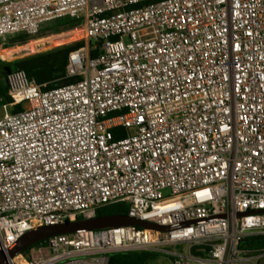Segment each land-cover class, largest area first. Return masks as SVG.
Wrapping results in <instances>:
<instances>
[{
  "label": "built area",
  "instance_id": "2783aa9c",
  "mask_svg": "<svg viewBox=\"0 0 264 264\" xmlns=\"http://www.w3.org/2000/svg\"><path fill=\"white\" fill-rule=\"evenodd\" d=\"M151 1L0 0L2 45L64 19L82 21L85 40L66 68L77 83L6 76L0 250L119 204L175 227L58 235L5 264L165 248L172 264H264L246 243L264 236V0Z\"/></svg>",
  "mask_w": 264,
  "mask_h": 264
},
{
  "label": "trees",
  "instance_id": "16d2710c",
  "mask_svg": "<svg viewBox=\"0 0 264 264\" xmlns=\"http://www.w3.org/2000/svg\"><path fill=\"white\" fill-rule=\"evenodd\" d=\"M159 0H154L151 2H156ZM76 21L71 19H64L55 21L47 24L45 28L42 29V33L47 34L55 31V29L74 24ZM41 33V34H42ZM39 34V35H41ZM35 37H29L26 35H18L13 38H9L4 44L3 48L8 49L15 46L24 45ZM84 46V42L73 44L70 46H65L57 48L45 53H41L35 56L20 59L15 62L7 63L0 59V108L5 105L12 103V99L8 94V87L6 84V76L14 71H24L28 78L35 80L38 85L42 87L44 91H49L57 87L70 85L77 83L82 80V77H68L66 68L68 64L69 55ZM99 51H91V58H96ZM22 110V105H16L12 112L17 113ZM124 133L115 132V139L123 138ZM99 215H123L128 216V211L120 208L119 205H114L105 208L98 212ZM48 241L42 242L40 244L34 245L26 252H28L33 247L38 245H44ZM247 246L253 250L264 249V236L254 237L246 240ZM155 257L154 252L145 251H130V252H120L109 256L108 264H149Z\"/></svg>",
  "mask_w": 264,
  "mask_h": 264
},
{
  "label": "water",
  "instance_id": "95a60500",
  "mask_svg": "<svg viewBox=\"0 0 264 264\" xmlns=\"http://www.w3.org/2000/svg\"><path fill=\"white\" fill-rule=\"evenodd\" d=\"M198 222L199 221H194L189 224H196ZM130 226L154 229L161 232H169L175 229V227H161L123 215H99L93 218L77 219L63 224L39 227L26 232L7 252L0 250V264H5L7 258H13L32 246L45 242L58 235H71L84 231H98Z\"/></svg>",
  "mask_w": 264,
  "mask_h": 264
},
{
  "label": "rangeland",
  "instance_id": "374dc122",
  "mask_svg": "<svg viewBox=\"0 0 264 264\" xmlns=\"http://www.w3.org/2000/svg\"><path fill=\"white\" fill-rule=\"evenodd\" d=\"M74 21H76L74 24L59 27L51 33L44 34L41 31V35H38L30 42L21 46L4 49L0 42V58L5 62L10 63L57 48L84 42V26L82 21ZM3 114L4 109L0 108V117H2ZM119 206L126 211L129 210L127 204H119ZM169 251H171V249L165 248L154 252L155 257L149 264H172L170 257L167 255Z\"/></svg>",
  "mask_w": 264,
  "mask_h": 264
}]
</instances>
